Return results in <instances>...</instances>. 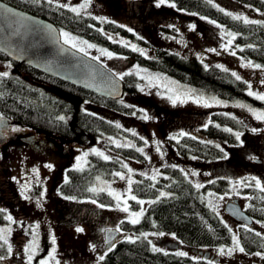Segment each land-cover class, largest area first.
I'll use <instances>...</instances> for the list:
<instances>
[{"label":"rangeland","instance_id":"1","mask_svg":"<svg viewBox=\"0 0 264 264\" xmlns=\"http://www.w3.org/2000/svg\"><path fill=\"white\" fill-rule=\"evenodd\" d=\"M69 7H78L84 0H53ZM211 2L232 15L247 17L249 20L264 22V11L253 8L248 4L234 0H211ZM172 1L167 0L158 5V0H91V4L81 12L100 20L119 24L131 34L112 39L132 48L135 45L141 51L136 52L146 56H156L158 49L165 48L182 56H193L204 64L215 63L237 73L247 82L248 90L251 85L253 92L264 94V67L254 68L249 65L257 64L238 54V45L227 33H234L224 24L206 15L188 11L180 7H172ZM210 21H215L213 24ZM195 25V27H191ZM73 37L79 38V47H85L83 52L93 58L99 56V61L113 70L117 75L133 77L134 90L124 91L118 98L125 104L132 106V112H120L106 106L97 105L90 101H83L82 108L97 113L115 123L126 133L99 134L92 141H79L75 138L60 137L42 131H33L25 127L16 126L18 131H10L7 142L0 146V177L5 176L7 185L13 195L9 198L6 186L0 182V209L6 213L0 221V229L10 228L7 243L0 240L6 249L7 257L12 264H29V253L25 248L33 242L35 234L36 252L31 264H39L48 259L49 264H96L107 248L123 238L143 237L149 234L153 247L175 252H185L187 255L198 257L203 252L215 256L220 264H264V255L256 256V252H249L238 248L230 255L227 249L233 248V234L238 238L240 222L230 216L224 209L226 202L236 200L242 208L246 207L249 194L245 186L264 188V120L256 119L247 108L238 107L245 104L253 109L264 111V107L245 103L240 100H229L215 94L200 90L186 84L164 72L150 69L133 62L123 54L114 52L96 44L68 30ZM61 39L64 42L63 36ZM229 39L232 43L223 47ZM83 41L95 45L87 48ZM70 45V44H69ZM105 49L114 55L110 58L101 53ZM133 49V48H132ZM216 49V51H210ZM235 52V55L232 53ZM138 66V67H137ZM16 70L10 59L0 58V72L10 73ZM120 76V75H118ZM212 98L222 101L216 103ZM175 101V102H174ZM199 101V102H197ZM206 103L210 106H206ZM221 110L234 112L240 119L241 126L233 129L239 132L240 138L234 141L215 139L224 149V156L216 160H207L197 156H182L175 148V140L181 133L199 135V127L205 124L212 111ZM149 119H143L144 115ZM256 129V131H252ZM236 137V135H235ZM32 138L33 143H29ZM143 138V139H142ZM124 146L131 144L136 148H143L145 160L117 154L111 145ZM159 148V150H157ZM97 149L109 157H117L128 168L113 170L110 174H97L89 185L90 189L103 190L110 194L113 204L97 201L93 198H75L62 194L59 184L67 179V172L71 168L81 169L89 161L92 150ZM87 153L85 156L84 154ZM117 155V156H116ZM102 157V156H101ZM77 158H80L79 161ZM51 164L50 169L46 165ZM163 165L180 167L187 173V178L194 185L219 178H227L228 188L221 192L204 189L201 193L204 201L220 215L222 220L232 230V241L228 244L209 246L205 248L192 247L179 240L173 233L161 230H144L133 232L119 227L122 220H129L132 212L145 210L152 198L137 197L143 200L137 209L131 206L128 198V180L134 181L137 172L155 179L161 174ZM3 166L6 168L4 169ZM33 169H37L36 172ZM120 172L124 179L116 176ZM255 178V179H252ZM260 181V187L256 185ZM244 181V183H240ZM133 184V183H132ZM27 185L23 192L22 186ZM215 195L209 196L208 193ZM112 193L122 194L118 201ZM131 194L132 185H131ZM27 195L29 199H25ZM14 196V197H13ZM223 199H219V197ZM13 198V199H12ZM127 199L129 211H123V201ZM95 201V203H93ZM211 202V203H210ZM104 205V207H100ZM11 215L13 220L5 219ZM134 218V217H132ZM259 222V223H258ZM36 225H39L37 228ZM252 228L264 236V223L254 221ZM82 227L83 232L76 228ZM107 227H118L119 234L111 242L104 241V230ZM155 233L156 235H152ZM164 233V235H159ZM55 236V245L52 244ZM8 245L12 251L8 252ZM95 245V250L92 246ZM52 247L56 248L54 258L49 256ZM225 249V254L220 249Z\"/></svg>","mask_w":264,"mask_h":264},{"label":"trees","instance_id":"2","mask_svg":"<svg viewBox=\"0 0 264 264\" xmlns=\"http://www.w3.org/2000/svg\"><path fill=\"white\" fill-rule=\"evenodd\" d=\"M4 1L52 21L60 30L71 31L123 54L133 62L164 72L200 90L225 99L240 100L264 107V101L248 95V84L244 80H237L229 70L215 63L204 64L196 57H185L165 48L158 49L156 56L140 54L126 44L108 38L109 35L119 38L120 34H131L121 25L100 20L83 12L74 13L70 8L61 7L62 4L53 0L52 3H48L47 0ZM170 1L177 7L206 15L230 28L236 34L234 41L239 47L238 54L264 66V23H245L242 19H234L235 15L221 11V8L209 0ZM234 1L264 11V0ZM0 58L9 59L2 52ZM11 61L16 70L8 73V76H0V113L7 116L13 124L83 142L92 141L99 134L126 133L107 118L82 108L81 103L90 101L126 113L132 112V106L121 103L119 99L104 97L73 85L27 64ZM123 81L124 91L134 90L132 76L125 77ZM60 117L64 119L61 120ZM238 126H241V122L234 112L212 111L209 120L199 127V135L192 133L180 135L178 139H173L176 143L175 148L182 156L219 159L224 156V149L215 139L234 141L236 137L233 129ZM32 141V138H29L28 142L33 143ZM111 147L122 156L145 160L142 152L137 151L138 148L134 146L111 145ZM119 169H123L119 158L113 156L105 160L97 154H91L85 167L68 170L67 179L59 184V191L75 198L88 197L113 204L114 199L110 194L103 190L90 191L89 185L97 174H110L113 170ZM161 171L160 176L154 180L145 174L142 175L141 172L136 173L137 177L132 184L133 194L152 200L146 206L139 223L132 224L129 220H122L119 227L133 232L144 230L171 232L192 247L205 248L230 243L232 235L228 225L204 201L201 194L206 188L217 192L226 190L228 179L208 181L202 187L196 188L178 166L163 165ZM7 181L5 176L0 177V182L3 187L6 186L10 198L13 192ZM245 191L248 192L249 198L243 209L252 217L253 222L258 220L264 223V190L245 186ZM161 193L167 195L162 196ZM131 206L137 209L139 204L132 200ZM5 214L4 211L0 212V221ZM252 223L240 224L239 240L249 252H264V236L256 234L259 232L252 228ZM114 245L112 251H106L104 254L105 259L99 260L96 264H220L208 251L198 257L179 256L178 252L171 250L154 251L155 247L143 237L131 240L123 238ZM6 252L5 247H0V256Z\"/></svg>","mask_w":264,"mask_h":264},{"label":"water","instance_id":"3","mask_svg":"<svg viewBox=\"0 0 264 264\" xmlns=\"http://www.w3.org/2000/svg\"><path fill=\"white\" fill-rule=\"evenodd\" d=\"M7 9H12V13ZM0 52L18 64H27L104 97L118 99L124 93L123 79L104 63L65 44L60 29L52 21L4 0H0ZM0 117L2 146L7 142V134L1 129L6 130L12 121L1 113ZM224 209L240 223L253 222L236 200L226 202ZM117 229L105 228L106 243L117 238Z\"/></svg>","mask_w":264,"mask_h":264},{"label":"snow or ice","instance_id":"4","mask_svg":"<svg viewBox=\"0 0 264 264\" xmlns=\"http://www.w3.org/2000/svg\"><path fill=\"white\" fill-rule=\"evenodd\" d=\"M37 2H39V0H37ZM47 2H48V3H52V0H47ZM166 2H167V0H158V5H157V6H159V4H164V3H166ZM209 2H211V0H209ZM90 4H91V0H84V2H83L82 4H80L78 7H71L70 10H71L72 12H74V13H80L82 10H85ZM60 6H61V7H66V8H67V7H69V4H63V5H60ZM171 6H172V7H175V4H172ZM217 7H218V5H217ZM6 11H7L8 13H12V9H7ZM221 11H223V9H221ZM227 14H228V15H232L231 13H227ZM14 15H18V14H14ZM233 18H234V19H237V20L242 19L245 23H264V22H261V21H251V20H249L247 17H241V16H239V15H237V16H235V17H233ZM98 19H105V18H98ZM210 22L213 23V24L216 23L215 21H210ZM191 27L194 28L195 25H192ZM128 30H129V31H132V29H128ZM101 31H102V30H101ZM61 35L63 36V39H64V43H65V44H70L73 48H77V47H78V43H77V41H78L79 38H77V37H73V36H72L70 33H68V32H62ZM227 35H228V36H231L232 39H235V35H236V34H234V33H227ZM108 38H109V39H112L111 36H109ZM232 39H229V40L227 41V43H226L225 45H223V47L227 48L228 46H230L231 43H232ZM82 43L85 44V45L87 46V48H93V47H95V45L90 44V43H88L87 41H83ZM249 47H251V46H249ZM132 48H133V50L141 51L140 49H137L135 45H132ZM79 51H81V52H86V48H85V47H79ZM100 51H101V53H102L103 55H107V56H109L110 58L114 55L113 53L108 52V51L105 50V49H101ZM210 51H216V49H210ZM232 54L235 55V52H233ZM95 59L99 60L100 57L97 56V57H95ZM248 66H251V67H254V68H262V67H264V66H262V65H260V64H252L251 62H249V65H248ZM137 67H138V66H137ZM219 67H222V66H219ZM225 70H227V69H225ZM125 74H131V73L129 72V73L118 74V75H120V78L122 79V78H123V75H125ZM8 75H9V74H8L7 72L0 73V76H8ZM232 75L235 76V78H236L237 80H240V79H241V77H240L237 73H235V72H233ZM245 83H247V82H245ZM262 83H264V81H262ZM248 95H249V96H254L256 99H259V100H261V101H264V94H262V93H257V92H253V91L251 90V85H249ZM212 99H213L216 103H218V104H219V103H223L222 101L216 100L215 98H212ZM122 102H123V101H121V103H122ZM174 102H175V101H174ZM197 102H199V101H197ZM206 106H210V105H208V104L206 103ZM237 106H238V107H242V108H247L248 111L252 112V113L255 115L256 119H258V120H264V111H262V110H257V109H253V108H251L250 106L245 105V104H242V103H241V104H238ZM0 118H2V117H0ZM60 119L63 120L64 117H60ZM143 119H149V117L145 114V115L143 116ZM209 122H211V121H209ZM205 126H207V125H205ZM12 130H13V131H18V129H12ZM225 130H226V131H229V132L232 131L231 129H225ZM252 131H256V129H252ZM180 135H187V134H186V133H181ZM235 135H236L237 140H239L241 134H240L239 132H237V133H235ZM142 139H143V138H142ZM172 139H176V137L173 136ZM118 146H120V145L118 144ZM124 146H127V147H133V145H131V144H127V145H124ZM217 147H218V145H217ZM157 150H159V148H157ZM92 151H93L94 153H96L97 155L102 156L103 159H105V160H108V159L110 158L109 156L105 155L104 153L99 152L97 149H93ZM137 151L143 152L144 149H143V148H139V149H137ZM84 155L86 156L87 153H85ZM77 159H78V161H79L80 158H77ZM46 167H48V168L51 169V168L53 167V165L48 164V165H46ZM123 167L128 168V165H127V164H124ZM173 167H175V166H173ZM33 171L36 172L37 169H33ZM128 171L131 172L132 169L128 168ZM115 175H116V176H119L121 179H124V175H123L122 173H120V172L115 173ZM142 175H143V173H142ZM186 175H187V173H186ZM152 179L154 180V179H155V176H153ZM252 179H255V178H252ZM132 183H133V181L129 178V180H128V185H129V188H128V198H130V199L133 200V201H136V202H137L138 204H140V205H143V204L145 203V201H143V200H138L137 197H136L135 195H132V194H131V185H132ZM240 183H244V181H241ZM256 185H257L258 187H260V181H259V180H256ZM195 186H196V188H200V187H202V185H200V184H196ZM26 187H28V186H27V185L22 186V192H23V190H24ZM262 190H264V188H262ZM90 191H96V189L93 188V189H90ZM112 194L115 195V198H116V200H117L118 203H119V201L121 200V196H122V194H117V193H112ZM161 195L163 196V195H167V194H166V193H161ZM208 195H209V196H213V195H215V194L210 192V193H208ZM24 198H25V199H29V197H28L27 195H25ZM65 198H66V199H74V197H65ZM219 199L222 200L223 197L221 196V197H219ZM153 202H154V201H153ZM93 203H95V201H93ZM123 203H124L123 211L128 212V211H129V207H128L127 199H125V200L123 201ZM210 203H211V202H210ZM100 207H104V205H100ZM214 210H215V209H214ZM3 211H5V210H4V209H0V212H3ZM143 214H144V210H143V208H141V210H140L139 212H132V213H131V217H130V222H131L132 224H137V223H139V222H140V217H142ZM132 217H134V218H132ZM5 219H7V220H9V221H12V220H13V218H12L11 215H7V216L5 217ZM258 223H259V222H258ZM225 226L227 227V225H225ZM36 227L38 228L39 225H36ZM244 227H247V225H244ZM117 230H119V229H117ZM76 231H77V232H83L84 229H83L82 227H77V228H76ZM107 231H111V230H107ZM229 231L231 232L232 230L229 228ZM9 232H11V229H10V228H7V229H0V240H4L5 243H7V235H3V233H9ZM256 234H257V235H261V233H256ZM141 235L144 236L145 238H147V236H148L149 234H147V233H142ZM152 235H156V234L153 233ZM159 235H164V233H159ZM173 235H174V234H173ZM128 239L131 240V237H128ZM110 240H111V238H110ZM149 243H151V242L149 241ZM52 244L55 245V236H52ZM233 245H234L233 248H229V249H227V254L230 255V254H231L234 250H236L237 248H238V250H239L240 252H244V248L240 246V244H239V238H238L235 234H233ZM3 246H4L3 244H0V247H3ZM114 246H115L114 244L111 245V246H109V247L107 248V251H109V252L112 251V249L114 248ZM36 247H37V245H36V242H35V234H34L33 242H32L31 244H29V245L25 248V251L29 253V255H28V257H27V259H28V261H29V264H31V262H32V260H33V257H34L35 252H36ZM95 247H96L95 245L92 246L93 250H95ZM7 250H8L9 253H11V251H12L11 245H8V249H7ZM153 250H154V251H161L160 249H156V248H153ZM55 252H56V248H55V247H52L51 252L49 253V256L52 257V258H54V254H55ZM220 253H221V254H225V249H224V248H221V249H220ZM177 255H179V256H187V253H185V252H178ZM254 255H256V256H261V255H264V254H262L261 252H256ZM4 259H5L4 256H0V261H2V260H4ZM99 259H100V260H104V259H105V256H104V255H101V256L99 257ZM39 264H49V260H48V259L41 260V261L39 262ZM56 264H59V262L57 261Z\"/></svg>","mask_w":264,"mask_h":264},{"label":"flooded vegetation","instance_id":"5","mask_svg":"<svg viewBox=\"0 0 264 264\" xmlns=\"http://www.w3.org/2000/svg\"><path fill=\"white\" fill-rule=\"evenodd\" d=\"M18 126L17 124H13L12 122L9 124L8 128L6 130L1 129L2 131H6L7 137H9L10 131L14 132L12 129H16L15 127ZM5 259L0 261V264H12L10 260H7V257L4 256Z\"/></svg>","mask_w":264,"mask_h":264}]
</instances>
